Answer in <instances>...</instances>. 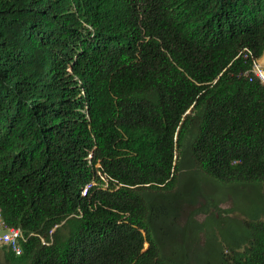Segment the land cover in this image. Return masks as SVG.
Segmentation results:
<instances>
[{"label":"trees","instance_id":"trees-1","mask_svg":"<svg viewBox=\"0 0 264 264\" xmlns=\"http://www.w3.org/2000/svg\"><path fill=\"white\" fill-rule=\"evenodd\" d=\"M263 54L264 0H0V264H264L263 210L180 223L264 185Z\"/></svg>","mask_w":264,"mask_h":264},{"label":"rangeland","instance_id":"rangeland-1","mask_svg":"<svg viewBox=\"0 0 264 264\" xmlns=\"http://www.w3.org/2000/svg\"><path fill=\"white\" fill-rule=\"evenodd\" d=\"M258 63L264 68L260 61ZM186 179L187 175L184 174L183 180ZM188 193L193 194L192 205L183 212L180 223L184 225L192 217L194 232L206 221L208 215L218 214L226 222L225 230L231 232L229 239L236 244L239 243L240 233L245 235L244 229L251 215L263 210L260 216L264 219V185H224L212 179L200 178L188 184ZM199 240L205 244L204 232L199 233ZM2 254L0 251V257Z\"/></svg>","mask_w":264,"mask_h":264},{"label":"built area","instance_id":"built-area-1","mask_svg":"<svg viewBox=\"0 0 264 264\" xmlns=\"http://www.w3.org/2000/svg\"><path fill=\"white\" fill-rule=\"evenodd\" d=\"M253 70L264 84V68L255 62ZM26 240L27 237L20 227L10 226L5 222L0 208V246L5 245L15 255L20 256L23 254V243Z\"/></svg>","mask_w":264,"mask_h":264},{"label":"crops","instance_id":"crops-1","mask_svg":"<svg viewBox=\"0 0 264 264\" xmlns=\"http://www.w3.org/2000/svg\"><path fill=\"white\" fill-rule=\"evenodd\" d=\"M259 61H260L261 64L264 65V56H263L262 60L259 59Z\"/></svg>","mask_w":264,"mask_h":264}]
</instances>
